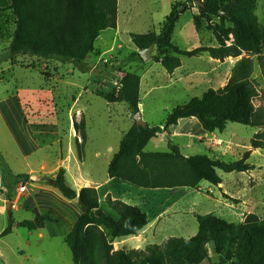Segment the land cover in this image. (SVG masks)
<instances>
[{
    "label": "rangeland",
    "instance_id": "1",
    "mask_svg": "<svg viewBox=\"0 0 264 264\" xmlns=\"http://www.w3.org/2000/svg\"><path fill=\"white\" fill-rule=\"evenodd\" d=\"M196 1L203 4L205 0ZM196 1L119 0L120 30L109 31L100 41L102 45H116V55L110 53L111 55L107 54L101 59L95 55L90 60L88 58V68L94 69L93 75L89 72L82 73L76 67V74L73 75L74 69L71 66L34 56H17L0 65V104H5V109L0 105V264H74L65 238L50 237L51 230L52 233L58 232L63 225L68 224L51 222L47 214L44 215L45 210H48V204L45 206L47 202L58 204L50 194L39 195L28 207L34 212L33 219L37 222L35 231L14 227L11 234L5 237H1V234L9 226L10 219L19 222L31 218L24 212V208L14 211L15 205L20 206L23 203L24 196L39 193L35 186L48 188L45 184L32 182L33 175L42 179L47 173H57V167H60L58 165L62 164L69 171L68 184L74 189L85 183L78 180L80 171L92 182H103L108 178L107 147L112 146L117 153L123 135L133 127L135 120L124 102L108 103L99 97V93L112 92L119 96L122 73L128 71L133 60L141 66L152 64L155 76L164 83L158 75L162 70L161 65L151 63L152 60L145 62L139 59L132 34L158 33L173 6L186 4V7H178L179 21L172 43L186 51L219 46L209 26L219 24L220 19L206 15L202 6L196 5ZM255 13L264 31V0H257ZM16 22L12 12L0 14V59L12 41ZM225 25L227 28L232 27L229 20H226ZM165 53V50L156 46L152 50L155 57H162ZM210 58L206 54L189 58L186 61L189 63L187 67L206 71ZM241 59L242 57L228 58L221 66L218 63L217 68H221L222 74L226 72L227 82ZM252 59V78L258 90L255 105L264 110V77L257 56ZM218 78L219 76L217 81L209 83L196 81V87L192 86L190 89L182 84L166 86L156 89L150 95H145L147 86L144 85L141 94L144 121L151 127L161 126L174 107L201 97L210 88L223 87L226 83L223 81L225 77H220L221 84ZM17 93L23 100L20 101V106L27 130L18 119L15 105L9 100ZM83 122L87 143L80 158L78 142L72 136L78 133L81 139L79 126ZM74 123L78 125L77 131ZM256 130L254 127L229 123L224 133L216 132L214 136H208L197 130L196 126H190V134L181 135L178 145L184 149L185 153H181L190 157L208 155L215 160L231 163L249 155L247 163L250 164L253 153L251 136ZM173 131L175 129L172 127L157 137L160 144L158 150L153 148L154 145H149L145 151L168 152L169 144H174ZM262 132L264 129L259 133ZM45 138L54 141L61 138L62 143L50 146L41 144L40 149L32 152L35 149L33 140L38 144ZM69 143L71 153L67 155ZM61 151L65 153L62 160L59 157ZM97 153L99 156H96ZM82 160L84 161L81 162ZM43 165L46 170H40ZM31 169L44 175L30 174ZM18 175H27L30 178L16 180ZM219 175L222 184L218 186L203 182L196 189L143 191L138 196L130 193L128 201L141 205L149 216L151 227L144 233L142 243L137 244L134 239L126 238L115 241L114 250H144L150 244L164 245L173 237L187 239L198 231L196 215L214 214L236 224L244 223L249 214H256L264 220V174L255 176L252 172L227 174L219 171ZM23 187H26L25 191H22ZM55 192L61 196L57 190ZM100 200L102 208L108 210L109 200L102 197ZM207 252L210 259L203 264H211L221 259L212 244L208 245Z\"/></svg>",
    "mask_w": 264,
    "mask_h": 264
},
{
    "label": "trees",
    "instance_id": "2",
    "mask_svg": "<svg viewBox=\"0 0 264 264\" xmlns=\"http://www.w3.org/2000/svg\"><path fill=\"white\" fill-rule=\"evenodd\" d=\"M257 0H205L203 12L220 19L210 25L218 47H200L182 50L172 43L179 21V6H173L160 33L132 34L138 49L151 45L165 50L162 57H153L169 74L182 66L181 58L208 54L224 62L228 58L242 59L224 88L207 90L201 97L176 106L168 113L161 126L139 127L136 123L124 135L119 151L108 166L110 179L119 180L145 190L196 189L201 183L222 184L219 171L249 173V155L240 161L227 163L208 155L186 157L178 146L169 144L168 152H146L151 140L178 126L182 119H197L207 133H224L229 123L264 129V110L258 109L255 99L258 90L252 78L257 56L264 77V31L256 11ZM12 12L16 29L0 65L17 56H34L44 60L73 64L82 73H88V58L95 52L101 34L116 30L118 0H0V14ZM229 20L232 27H226ZM172 54V55H169ZM139 59H142L138 53ZM119 96L101 92L99 97L108 103L122 101L135 116L140 110L141 77L125 72L121 79ZM81 128L79 156L87 143L84 122ZM78 129V125H76ZM253 149H264V132L256 134ZM30 176L18 175L28 180ZM42 183L57 190L66 200L78 202L83 213L65 237L74 264H203L208 261V245L221 258L211 264H264V220L249 214L242 224L228 222L214 214L196 215L197 234L189 240L170 238L166 244H150L142 249L114 250L118 239L136 236L150 223L148 214L140 207L122 200L107 203L117 218L105 213L96 188L85 187L79 192L68 184L67 171L60 168L55 175H46ZM11 188L10 185L7 186ZM14 227L35 231L34 222H16L1 234L5 237Z\"/></svg>",
    "mask_w": 264,
    "mask_h": 264
},
{
    "label": "crops",
    "instance_id": "3",
    "mask_svg": "<svg viewBox=\"0 0 264 264\" xmlns=\"http://www.w3.org/2000/svg\"><path fill=\"white\" fill-rule=\"evenodd\" d=\"M118 13L120 14V9H119ZM119 14H118V27H117L116 30H120ZM162 25L159 27V32L158 33H160ZM109 31H114V30L113 29H109V30L104 31L101 34V36L99 37V39L96 42L95 52L92 55L89 56V60L92 59V57H94V55L97 56V58H99V59L104 58L105 55L110 54V53L111 54L113 53L114 55H116L115 54L116 45H113V46L110 47L108 45H102L101 42H100L101 39L104 37V35H106V34L108 35ZM103 47H108V48L104 49ZM103 50H106V51H103ZM138 53H139V51H138ZM119 55H121V54H119ZM169 55H172V54H169ZM206 55H208V54H206ZM152 57H155V55H152ZM188 59L189 58L182 57L181 58L182 66L179 67L178 69H176L172 74H169L167 72V70L162 66V64L160 62H156V61H154V59H152L151 63H156V64H159V65L162 66V70H161V72H158L159 73L158 75L160 76V78L163 79L164 83H162V81H160V79L157 76H155L156 73L152 70V66H151L152 64L150 66H141L137 61L133 60L129 64L128 72L136 74V75L141 77L140 96L142 94V88H143L144 85L147 86V88H146L147 91H145V95H150L156 89L165 88L166 86H177L179 84H182L187 89H190L192 86H194V88H195L196 87V81H202V82H208L209 83V82L217 81L216 78L218 76H219L218 81L221 84L222 83V79L220 77L222 75L225 77V79L223 80V81L226 82L225 85L223 87L210 88V89L218 90V89L224 88L227 85L228 82L226 80V72H223V74H222L221 68L220 67L217 68L218 63H219V66L222 65V63H223L222 61L214 60V59L210 58V60H208L209 61L208 62L209 66L207 67L206 71H203V70L200 71L197 68L187 67V65L189 63H187L186 61ZM64 65H67L69 67L70 66L73 67V69H74L73 75L76 74V70H75L76 68H75V66L73 64H64ZM163 69H164V71H163ZM93 72H94V69L93 70L91 69L89 71V73L92 74V75H93ZM122 74H124V73H122ZM92 80H93V77H92ZM161 84H165V85H161ZM9 100H11L10 101L11 104L15 105L16 114L18 116V119L22 122L23 126L27 130V124L25 122H23L24 121V119H23V115H24L23 114V109L20 106V104H21L20 101H23V100L20 98V95L18 93H17V95L15 94V96H12V98L9 99ZM0 105H1V108L5 109V104L3 102ZM139 110L142 112V114L144 113V111L142 109V98H141V103L139 105ZM76 125L77 124L74 123L75 129H76ZM199 125H200V123L195 118L180 120L178 126L173 127L175 129V132L173 131V142H174L173 145L178 146L180 148L181 152L185 153L184 149L181 148L180 145H178V140L181 138V135L190 134L189 133V127L190 126H193V127L196 126L197 130L204 132L205 135H208V136H212V135L214 136L215 135L216 132L215 133H207V132L204 131V129H202V127H200L201 125L200 126ZM254 128H256V127H254ZM76 131H77V129H76ZM259 132H261V129L257 128L255 133H253L251 137H254ZM123 137H124V135H123ZM123 137H122V139H123ZM72 138H75L78 143L81 142V139L78 136V133H76V134L74 133ZM122 139H121V141H122ZM167 140H168V138H167ZM61 143H62V139L61 138L57 139L56 141H54L52 139L45 138V140L43 139V140L39 141L38 144H37L36 140H33V146L35 147V149H33L32 152H34V150H36V149H40L41 144L42 145L45 144L47 146H50V145H54V144H60L61 145ZM149 145H154L153 148L155 150H158L159 145H160L159 142H158V138H155V139L151 140L150 143L148 144V146ZM151 152H153V151H151ZM252 152L253 153H252V158H251V163H250L252 166H254V170L251 171L252 175L259 176L261 174H264V149H253ZM70 153H71V143H69V145H68L67 155H69ZM107 153L109 155L108 156L109 158H108V160L106 162V170L108 172V166H109L110 162L112 161V159H113V157L115 156L116 153H115L114 148L112 146H108L107 147ZM63 155H65L64 151L59 155L61 160L63 159ZM96 156H99V153H97ZM185 156L186 157H190V156H188L186 154H185ZM83 161L84 160H82L81 162H83ZM58 166L63 168L62 164H59ZM60 167H59V169H60ZM59 169L57 167L58 171H59ZM64 169H66L67 174H68L69 173L68 169L67 168H64ZM40 170H46L45 166L43 165L40 168ZM38 172L39 171H37L36 169H34V170L31 169L30 170V174L34 173V174H42V175H44L43 173H38ZM55 174L56 173H54V174L47 173L46 175H55ZM238 174H247V173H238ZM78 180L82 181V182H85L84 185H82L80 187H75V189L78 192L82 188H85V187L89 186V187L96 188L98 190V192H99L100 197H102V198H107L109 201L118 199V200H122V201H124L126 203H129V204H132V205H135V206H138V207H140L141 205L133 204L132 202L128 201L129 194L131 193L133 195H137L138 196V195H141V193L143 191H152V190L139 189V188H136V187L132 186L129 183L122 182V181L115 180V179H110L109 175H108V178H106L103 182H92V181L87 179V177L85 176V174L82 171H80L79 175H78ZM38 183L39 184H43L42 182H38ZM35 189L39 193H37V194H28L27 196H24V198H23L24 201H23L22 204H20V206L15 205V209L16 210H14V211H19L18 208L19 209H23L24 208V212L28 213L31 216L30 219H23V220H21L19 222L29 220V221H32V222H34L36 224L37 222H35L34 219H33L34 218V216H33L34 212H31L30 208H28V207L31 206V203H32L33 200L39 198L38 197L39 195H43L44 193H46L48 195L50 194V196H54L55 197V199L57 200L58 204L57 203H53V202H47L45 204V206L48 204V206H47L48 210L47 211L45 210L44 215L47 214V216L50 218L51 222L52 221H56V222L58 221V223H61V224H64L63 222H68V224L67 225H63L64 227H62V229L60 231H58V232L54 231L52 233V230H51V232H49L50 237L51 238L53 237L54 239L55 238H59V237L65 238L68 235V233L72 230L74 225L76 224L78 218L82 215V213H83L82 207L78 204V202H72V201L66 200L63 196H60L59 194H57L55 192V189H53V188H51L49 186L46 189L41 187V186L40 187L35 186ZM59 203H60L61 206H59ZM104 211H105L106 214L112 215V216L117 218V215L111 209L104 210ZM150 227L151 226L149 224L142 231H140L138 233V235L127 237V238L128 239H134L135 243L140 244L143 241L142 240L143 236H145L144 233ZM197 232L196 233L194 232L193 235L188 237L186 240H189L192 237H194L197 234ZM123 239H126V238L118 239V240H116V242L119 241V240H123Z\"/></svg>",
    "mask_w": 264,
    "mask_h": 264
},
{
    "label": "water",
    "instance_id": "4",
    "mask_svg": "<svg viewBox=\"0 0 264 264\" xmlns=\"http://www.w3.org/2000/svg\"><path fill=\"white\" fill-rule=\"evenodd\" d=\"M197 6H203L200 2H196ZM155 45H151L149 48L141 50L139 49V54L141 56V58L145 61L148 62L150 60H152V50L154 49ZM134 120L137 126L139 127H146L147 123L144 121L143 119V115L142 113L139 111L135 116H134ZM32 182H42V179H38L36 175H33L31 178ZM9 209L11 207V203L8 204Z\"/></svg>",
    "mask_w": 264,
    "mask_h": 264
},
{
    "label": "built area",
    "instance_id": "5",
    "mask_svg": "<svg viewBox=\"0 0 264 264\" xmlns=\"http://www.w3.org/2000/svg\"><path fill=\"white\" fill-rule=\"evenodd\" d=\"M192 1H196V0H192ZM197 2V1H196ZM26 190V187H23L22 188V191H25Z\"/></svg>",
    "mask_w": 264,
    "mask_h": 264
}]
</instances>
